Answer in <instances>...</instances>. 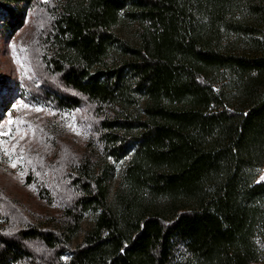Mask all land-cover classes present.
<instances>
[{
	"label": "trees",
	"instance_id": "16d2710c",
	"mask_svg": "<svg viewBox=\"0 0 264 264\" xmlns=\"http://www.w3.org/2000/svg\"><path fill=\"white\" fill-rule=\"evenodd\" d=\"M53 1L41 58L71 92L47 98L96 104L103 158L75 165L61 226L8 235L0 208V264H38L35 241L52 264L264 262V0ZM34 2L0 0V34L24 27ZM127 23L129 40L116 30Z\"/></svg>",
	"mask_w": 264,
	"mask_h": 264
},
{
	"label": "rangeland",
	"instance_id": "374dc122",
	"mask_svg": "<svg viewBox=\"0 0 264 264\" xmlns=\"http://www.w3.org/2000/svg\"><path fill=\"white\" fill-rule=\"evenodd\" d=\"M53 4L35 0L24 27L13 36L0 34V208L8 217V235L32 225L61 226L64 209L77 195L72 184L75 165L83 158H103L96 104L83 98L80 107L67 110L47 98L50 90L71 92L41 58V37L50 28ZM116 30L128 40L134 38L129 23ZM132 153L114 163L109 201L121 186ZM258 180L264 181V167ZM98 213L84 214L72 247L92 228ZM27 246L38 264H52L53 253L43 244ZM70 256L66 253L63 259Z\"/></svg>",
	"mask_w": 264,
	"mask_h": 264
}]
</instances>
